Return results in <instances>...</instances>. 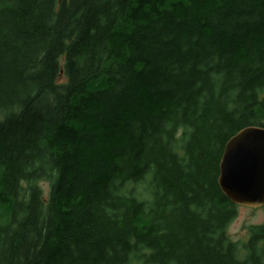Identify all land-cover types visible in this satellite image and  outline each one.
<instances>
[{
	"label": "trees",
	"instance_id": "trees-1",
	"mask_svg": "<svg viewBox=\"0 0 264 264\" xmlns=\"http://www.w3.org/2000/svg\"><path fill=\"white\" fill-rule=\"evenodd\" d=\"M248 125L264 0H0V264H264L217 184Z\"/></svg>",
	"mask_w": 264,
	"mask_h": 264
},
{
	"label": "water",
	"instance_id": "water-1",
	"mask_svg": "<svg viewBox=\"0 0 264 264\" xmlns=\"http://www.w3.org/2000/svg\"><path fill=\"white\" fill-rule=\"evenodd\" d=\"M217 184L235 205H264V126L248 125L229 137L220 157Z\"/></svg>",
	"mask_w": 264,
	"mask_h": 264
},
{
	"label": "rangeland",
	"instance_id": "rangeland-1",
	"mask_svg": "<svg viewBox=\"0 0 264 264\" xmlns=\"http://www.w3.org/2000/svg\"><path fill=\"white\" fill-rule=\"evenodd\" d=\"M38 186L46 196L49 190V182L39 180ZM264 220L263 206L249 208L236 205V215L226 227L228 236L235 242L246 240L249 236V227L261 224Z\"/></svg>",
	"mask_w": 264,
	"mask_h": 264
}]
</instances>
